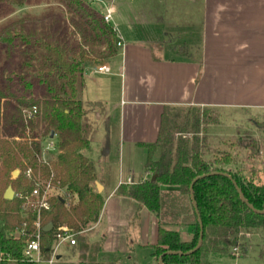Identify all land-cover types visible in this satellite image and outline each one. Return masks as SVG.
<instances>
[{"label":"trees","instance_id":"1","mask_svg":"<svg viewBox=\"0 0 264 264\" xmlns=\"http://www.w3.org/2000/svg\"><path fill=\"white\" fill-rule=\"evenodd\" d=\"M62 2L67 12L79 20L78 32L84 37L91 35L86 42L94 41L106 48L97 53L59 41H46L36 46L28 38H21L26 47H34L31 62L35 64L33 79L24 83V91L33 95L37 88L40 92L38 99L22 100L21 104L37 108L40 121L49 133L46 137L52 139L54 134L56 154L46 162H40L38 156L42 146L39 141L21 142L23 134H16L30 128L32 120L26 125L20 111L3 118V125H0V264H36L23 256L24 243L34 233L36 217L31 214L23 218L22 207L38 179L47 182L53 176V183L65 194H54L50 198L51 211L42 213L43 227L53 224L52 231H42L41 234L45 259L51 255L58 227L67 226L74 233L76 242L83 241L84 236L79 233L88 224L98 222L104 206L102 194L92 189L96 181L95 164L83 154L90 145L94 129L89 107L103 108L100 103H89L88 107L83 100L85 70L97 58L100 59L99 66L106 65L119 52L121 40L116 28L104 20L89 0ZM0 43L8 54L13 53L15 47L10 35L0 34ZM4 98L0 88V119ZM178 109L166 107L158 140L142 145L147 150L143 172L155 175L156 181L152 182L151 176L143 181L122 184L117 193L134 199L154 214L157 236L152 246V258L157 263L161 255L170 251L183 254H166L163 264H212L213 255L233 256L231 251L235 247L241 256L247 251V234L264 237V140L255 135L247 144L241 145L233 137L206 135L203 139L181 138L174 144V137L169 132L172 113ZM212 124H219V119L214 118ZM6 131L10 133L5 134ZM30 135L32 139L36 138L34 134ZM159 148L162 151L154 160ZM28 169L33 171L35 181L26 177ZM16 170L20 174L13 177ZM203 175L208 176L193 186L196 211L190 186ZM232 180L248 204L242 200ZM9 187L15 196L12 200H5L4 194ZM162 187L176 188L177 191L162 194ZM198 216L202 222V244L197 251L185 255L198 243L201 233ZM172 227L189 228L191 238L183 239L179 231L170 229ZM22 228H25V234L16 238L13 233ZM261 254L264 255V250ZM78 264L118 263L106 259L80 261Z\"/></svg>","mask_w":264,"mask_h":264},{"label":"crops","instance_id":"2","mask_svg":"<svg viewBox=\"0 0 264 264\" xmlns=\"http://www.w3.org/2000/svg\"><path fill=\"white\" fill-rule=\"evenodd\" d=\"M90 1L100 4V8H95L103 17L108 10L111 11V22L116 20L115 28L121 40L117 55L103 65L107 71L99 72L97 68L100 66L85 70L86 87L83 93V100L88 106L89 103L103 106L102 109L90 108L94 129L90 145L83 151L95 164L96 181L93 185L97 191L98 185L101 186L100 193L105 199L97 222L99 230L91 234L88 243L98 246L95 251L99 259L95 261H114L102 253L104 250H115L106 244L118 241L123 226L120 215L123 208L131 209L133 206L132 213L136 216L141 214L142 224L154 232L153 239L147 240L146 234L139 244L150 247L151 254L156 242L157 221L142 204L117 194L122 184L143 181L147 174L143 172L144 163L139 179H136V171L132 167L124 168L121 148L114 160L111 148L113 131L117 133L118 143L127 145L130 156L137 155L142 161L141 158L145 159L147 155L142 145L158 140L166 107L187 110L209 108L221 116L220 125L225 123V118L235 121V117L241 114L263 115L264 0H202L201 51L192 59L167 56L168 53H176L177 48L165 47L151 32L144 34L142 27L151 24L146 23L151 18L149 0H132L130 7L126 8L128 3L124 0H121L120 8L115 0ZM120 9H123L122 12H134L135 17L124 18L125 14L120 13ZM121 24L130 27L127 35L119 32ZM174 42L169 40V44ZM156 44L160 45L162 54H156ZM88 78L90 84L87 83ZM170 229L180 232V228ZM64 248L69 251L74 246L66 245ZM251 248L248 246L241 256L213 255L212 264H264L261 251ZM84 251L80 252L76 264L88 261L83 255L89 250ZM63 257L59 254L57 262Z\"/></svg>","mask_w":264,"mask_h":264},{"label":"rangeland","instance_id":"3","mask_svg":"<svg viewBox=\"0 0 264 264\" xmlns=\"http://www.w3.org/2000/svg\"><path fill=\"white\" fill-rule=\"evenodd\" d=\"M116 1L117 6H119L121 0H115V2ZM131 1L132 0H124V2L128 3L125 5V8L127 6L130 7ZM89 2L95 10V6L97 8L101 7L98 2H91L90 0ZM149 2V17H151L150 19L152 20L149 19V22L146 21L148 24L151 23L150 25L142 27L144 34L146 31L149 33L151 32L156 39L162 41V44H164L165 47L173 46L174 48H177L176 53H168L166 54L167 56L173 55L186 59L197 57V54L201 51L202 43V28L200 26L202 17V0H149ZM120 7L121 6H119V8ZM122 10L123 9H120L119 12L125 14L123 15L124 18L125 16H128L129 18L135 17L134 12H122ZM78 23H80L79 20L67 12L65 3L62 2V0L0 1V34L10 35L13 38V44L15 47L13 53L8 54L6 52V47L0 43V88L5 96L1 101L2 118L0 119V125H3V118L7 115H12L19 111L21 112L26 125L32 120L30 122L32 123L30 128L26 127L22 132L19 130L16 134H23L21 142H25L26 140L39 141L42 146V160L44 159L46 161L50 159V157H53L51 155L56 154V151L49 150L48 152L44 150L48 143L51 142V140L54 141V139L46 137V134L49 133L41 123L40 116L37 114V116L28 119L26 115L30 112L29 110L31 108L21 104L22 100L29 102L33 97L38 99L40 94L37 88L33 91V95L24 91V83L31 82L33 79L35 64L31 62V54L34 47H26V45L22 43L21 38H28L32 43H35L36 46L46 41H59L66 42L76 49H84L86 51L89 50L97 53L104 51V48H106L105 45L98 46L94 41L93 43L86 42L88 35L89 37H91V35L88 34L86 35L87 37L81 35L78 32ZM152 23L154 24L152 25ZM111 24L116 27V20H113ZM127 31H130V27L123 26L122 24L119 26V32L122 33V35H127ZM169 40H175V42L169 44ZM159 48L160 45H154L156 54H162V52L159 51ZM99 60L100 59L97 58L95 63L88 64L86 69L88 67L99 66ZM87 83L90 84L89 78L87 79ZM35 87H37L36 84ZM218 115L219 114L216 111L211 109L208 111L197 109H178L174 111L171 116L172 121L169 132V134L174 137V144H176L177 140L181 138H187L189 140L194 138L203 139L206 135H211L215 138L233 137L241 145L247 144L248 139L255 135L262 136V139L264 140V113L261 116L241 114L235 117V121L225 118V123L223 125H220L221 116ZM214 118L219 119V124L213 126L212 122H214ZM196 119H199L200 121L196 122ZM9 133L10 131H6L5 134ZM30 134H34L36 138L32 139ZM118 141L117 133L113 131L111 135V148L114 160L118 158L119 149L121 148L122 166L126 169L127 167H132L136 171V179H139L142 174L141 166L145 161V159H143L144 157L141 158L142 161L137 155L131 157L127 145L123 143L119 144ZM161 151L162 148H159L154 160L159 158ZM205 153H208V151ZM231 168H234V166ZM151 176H153V174L148 173L145 180L149 179ZM39 177L38 173V178ZM128 184H130V182ZM92 189L93 191L98 192L94 185L92 186ZM161 189L162 194H166L170 191H177L176 188L171 189L162 187ZM57 193L64 196V192ZM67 200H69V197H67ZM131 207L133 208V206ZM131 209L123 208L120 214L123 226L121 227L122 232L117 238L118 241H114L112 244H106L108 248L114 247L115 250H104L102 254L111 257L118 264H158L157 261L154 259L152 260L150 247H142L139 245L142 241L141 239H145L146 234L147 240L153 239L155 234L154 232L152 233L150 228L147 230L146 226H144L145 224H142L140 221L142 215H134L132 213L134 208L133 210ZM98 230L99 226L97 222L88 224L83 231L79 233V235L84 236V240H78L77 245L74 248L69 249V251L62 248L60 254H63L65 257L59 260L56 264H76L80 258V252H85L84 250H89L83 255L88 261L99 259L96 252L98 246H90L88 243V238L91 234L97 233ZM179 230L183 239L191 238L189 228L181 227ZM247 239H249L248 246H251L252 250L258 252L264 250L263 236L251 234Z\"/></svg>","mask_w":264,"mask_h":264},{"label":"built area","instance_id":"4","mask_svg":"<svg viewBox=\"0 0 264 264\" xmlns=\"http://www.w3.org/2000/svg\"><path fill=\"white\" fill-rule=\"evenodd\" d=\"M111 11L108 10L107 14L104 16V20L108 23L111 22ZM121 45V44H119ZM99 72L107 71L106 66H100L97 68ZM30 112L26 115L28 119L33 118L37 114V108L33 107ZM45 151L55 149V143L53 140L48 143L47 147L44 149ZM40 162H46V160H42L41 155L38 156ZM26 177L30 180L34 179L33 171L28 169L26 171ZM53 178V176H52ZM52 178L47 181L37 180L34 183V187L31 193L26 197V201L22 207V217L27 218L31 214L36 217L33 226L34 233L30 235L24 243L23 256L26 260L30 262H34L36 264H55L57 262V258L60 254V250L66 245L75 246L77 244L76 239L74 237V233L66 226H60L56 229L55 232V241L51 250V255L48 259H45L42 253V231H43V221H42V213L50 212L52 209L50 198L56 194L57 192H64L61 189H58V185L56 186L53 183ZM57 195H59L57 193ZM65 195V194H64ZM25 234V228L17 229L13 235L16 238H19L21 235ZM249 237V234L246 235ZM239 249L237 247L232 248V255L239 256Z\"/></svg>","mask_w":264,"mask_h":264},{"label":"water","instance_id":"5","mask_svg":"<svg viewBox=\"0 0 264 264\" xmlns=\"http://www.w3.org/2000/svg\"><path fill=\"white\" fill-rule=\"evenodd\" d=\"M53 137H54V134L51 135V138H53ZM19 174H20V171H19V170H16V171L13 172V176H14V177H17ZM206 176H208V175L200 176L199 178H197L196 180H194L193 183H192L191 186H190V195H191V199H192V202H193V206H194V208H195L196 211H197V205H196L195 198H194L193 186H194V184L196 183V181H198L199 179L204 178V177H206ZM155 181H156V176L154 175V176L152 177V182H155ZM232 182H233L234 186L236 187V189H237V191H238L240 197L242 198V200H243L246 204H248L247 200H246L245 197L243 196V194H242L241 190L239 189V187L237 186L236 182L233 181V180H232ZM101 190H102V189H101V186L98 185V192L100 193ZM14 196H15V192H14V190L12 189V187H9V188L6 190L5 194H4V199H5V200H12V199L14 198ZM257 212L262 213L263 211H257ZM198 220H199L200 228H201V233H200V236H199L198 243H197V245L195 246V248H194L193 250H191V251L188 252V253H184L185 255L197 251V250L200 248L201 244H202V240H203V230H202V222H201V219H200L199 216H198ZM52 229H53V224H52V223H49V224H47V225L43 228V231H44V232H50V231H52ZM166 254H173V255L180 254V255H182L183 253L174 252V251L166 252V253H164L163 255H161V256L159 257V259H158V264H163V257H164V255H166Z\"/></svg>","mask_w":264,"mask_h":264}]
</instances>
